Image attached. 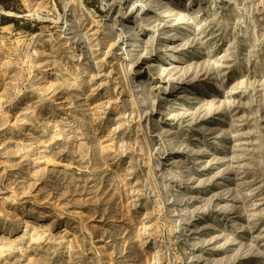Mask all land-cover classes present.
<instances>
[{"label":"rangeland","instance_id":"374dc122","mask_svg":"<svg viewBox=\"0 0 264 264\" xmlns=\"http://www.w3.org/2000/svg\"><path fill=\"white\" fill-rule=\"evenodd\" d=\"M0 264H264V0H0Z\"/></svg>","mask_w":264,"mask_h":264}]
</instances>
